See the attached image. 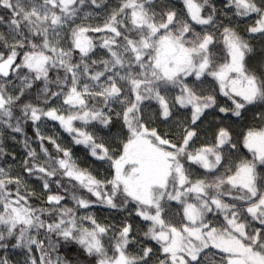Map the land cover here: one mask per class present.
<instances>
[{
    "label": "snow or ice",
    "instance_id": "obj_1",
    "mask_svg": "<svg viewBox=\"0 0 264 264\" xmlns=\"http://www.w3.org/2000/svg\"><path fill=\"white\" fill-rule=\"evenodd\" d=\"M0 264H264V0H0Z\"/></svg>",
    "mask_w": 264,
    "mask_h": 264
},
{
    "label": "trees",
    "instance_id": "obj_2",
    "mask_svg": "<svg viewBox=\"0 0 264 264\" xmlns=\"http://www.w3.org/2000/svg\"><path fill=\"white\" fill-rule=\"evenodd\" d=\"M29 134H31V133H29ZM105 214H107V213H105Z\"/></svg>",
    "mask_w": 264,
    "mask_h": 264
}]
</instances>
